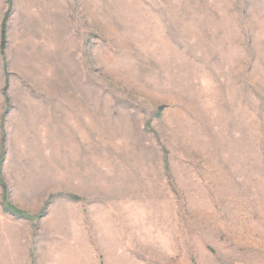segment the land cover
Instances as JSON below:
<instances>
[{
  "label": "rangeland",
  "instance_id": "374dc122",
  "mask_svg": "<svg viewBox=\"0 0 264 264\" xmlns=\"http://www.w3.org/2000/svg\"><path fill=\"white\" fill-rule=\"evenodd\" d=\"M0 264H264V0H0Z\"/></svg>",
  "mask_w": 264,
  "mask_h": 264
},
{
  "label": "trees",
  "instance_id": "16d2710c",
  "mask_svg": "<svg viewBox=\"0 0 264 264\" xmlns=\"http://www.w3.org/2000/svg\"><path fill=\"white\" fill-rule=\"evenodd\" d=\"M2 182V181H1ZM10 208H8V210H9ZM11 210V209H10ZM22 215V214H21Z\"/></svg>",
  "mask_w": 264,
  "mask_h": 264
}]
</instances>
